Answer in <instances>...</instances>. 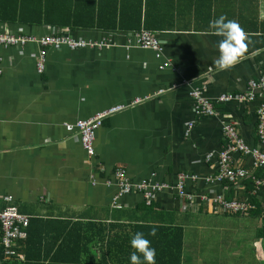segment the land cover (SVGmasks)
Here are the masks:
<instances>
[{
	"label": "crops",
	"instance_id": "obj_1",
	"mask_svg": "<svg viewBox=\"0 0 264 264\" xmlns=\"http://www.w3.org/2000/svg\"><path fill=\"white\" fill-rule=\"evenodd\" d=\"M27 4L29 13L51 20L42 25L0 20V29L43 37L69 29L53 26L75 14L82 23L98 22V0L94 6L87 0H27ZM3 5L4 13L13 15ZM162 12L160 6L155 7L151 16ZM166 12L174 17L175 29L151 30L165 49L162 58L140 47L139 33L98 30L90 25L69 29L70 34L101 41L102 46L76 52L48 49L41 76L36 71L42 51L39 45L0 47V211L7 205L4 198L11 197V204L31 218L36 229L47 230L48 238L61 235L66 227L78 232L84 223L180 228L184 234L182 264L196 260L193 255L190 260L187 253L188 224L236 223L211 206L187 204L170 189L157 193L152 206L143 194L131 193L119 200L120 209L113 207L119 191L118 169L125 170L134 183L152 173L166 183H174L183 172L197 174V181L187 182V191L254 201L249 179L208 185L205 178L218 173L224 122L238 121L241 136L257 145L262 96L254 102L218 104L217 117L196 119L190 93L201 91L210 100L241 95L263 73L264 32L257 29L264 24V0H175ZM166 62L172 67L161 70ZM138 99L142 104L132 105ZM116 106L126 109L103 121L95 134V155L88 158L78 133L68 132L65 124ZM194 120L195 127L186 136V126ZM211 153L215 156L207 162ZM233 161L253 174L257 171L249 158L237 155ZM257 197L256 209L258 205L264 208L263 196ZM259 210L243 216L264 217V210ZM259 227L263 230L262 221ZM259 237L252 244L255 256L261 254L263 262V238ZM219 259L221 264L228 260Z\"/></svg>",
	"mask_w": 264,
	"mask_h": 264
},
{
	"label": "built area",
	"instance_id": "obj_2",
	"mask_svg": "<svg viewBox=\"0 0 264 264\" xmlns=\"http://www.w3.org/2000/svg\"><path fill=\"white\" fill-rule=\"evenodd\" d=\"M142 46L146 49L152 48L155 51L157 58L164 56V47L158 36L152 31L145 29L138 34ZM28 44H37L41 47L39 61L36 65L38 75L45 73L46 67V51L48 49L60 50L67 48L72 52L97 49L102 46L101 41L91 39H77L70 34L69 29H65L58 34H49L43 37H37L31 34H11L0 29V47L10 48L16 47L24 49ZM172 67L171 63H164L161 70ZM3 76V58L0 57V79ZM162 92H160L161 94ZM263 98L258 114L257 145L248 144L241 136L239 130V122L229 120L223 123V149L218 154V173L214 176L206 177L208 185L213 184H237L238 182L251 178L254 181L255 189L252 195L257 197L261 188L264 187V175L260 178L256 177L251 171L242 165L234 163V156L240 155L252 160L253 167L261 169L264 172V71L260 74L257 80L251 81L248 84V90L241 95H221L216 100H210L203 96L201 91H191L190 98L194 100V115L196 119H209L217 117L218 112L216 105L228 104L232 101L254 102L257 96ZM143 100L138 99L134 102V106L142 104ZM216 104V105H215ZM124 106H116L105 111L95 114L90 119L77 120L74 124L67 123L65 128L68 132L76 131L79 135L81 147L86 156L92 158L95 155L94 139L96 131L102 126L105 119L116 116L124 111ZM196 121H191L187 124L185 135H190ZM211 153L207 156L206 161L211 162L214 158ZM127 172L123 169H118L115 172V177L118 179L119 191L113 198V207L120 209L119 200L131 193H141L145 196L146 202L151 206L155 200L156 194L163 190H173L179 198L189 205H210L218 213L225 215H248L256 209L253 202L241 201L238 199H227L223 194H211L208 191L194 193L187 191L186 184L188 181H197L199 176L187 172L180 173L174 183L159 182L156 180L157 174L152 173L151 177L142 180L139 183L131 182L126 177ZM94 175L92 183L95 185ZM175 184V185H174ZM6 201H10L11 197H6ZM0 224L2 228V243L4 244L5 258L18 257L22 260V255L18 253L17 245L19 241H23L27 237L26 229L29 225L28 219L20 215L14 207H6L0 211Z\"/></svg>",
	"mask_w": 264,
	"mask_h": 264
},
{
	"label": "trees",
	"instance_id": "obj_3",
	"mask_svg": "<svg viewBox=\"0 0 264 264\" xmlns=\"http://www.w3.org/2000/svg\"><path fill=\"white\" fill-rule=\"evenodd\" d=\"M87 1L94 6L97 0ZM174 2L175 0H98V22L82 23L75 14L70 20H58L61 25L53 27H69L74 30L87 29L90 25L89 27L98 30L115 31L120 28L130 33H142L145 28L154 32L158 29L173 30L175 20L173 16H169L166 8ZM3 3L13 15L4 13ZM3 3H0L1 21L42 25L51 20L48 17L39 19L29 13L27 0H4ZM158 6L164 12L152 18L151 10ZM257 32H264V24ZM254 175L260 178L264 172L257 169ZM249 181L253 191L254 181L251 178ZM259 196H263L261 202L264 203V187ZM258 201L259 198L254 197V204ZM257 210L260 212L264 208L258 205L251 213L256 214ZM46 231L36 229L32 219L29 220L27 237L17 245L18 253L23 256L22 260L17 256L8 259L4 256L0 224V264H182L184 234L180 228L148 224L114 228L112 225L84 223L78 232L66 227L64 233L56 237L48 238Z\"/></svg>",
	"mask_w": 264,
	"mask_h": 264
},
{
	"label": "rangeland",
	"instance_id": "obj_4",
	"mask_svg": "<svg viewBox=\"0 0 264 264\" xmlns=\"http://www.w3.org/2000/svg\"><path fill=\"white\" fill-rule=\"evenodd\" d=\"M219 214L222 217L236 219L234 220L236 223L222 225L216 220L211 223L212 226L207 223L206 225L188 224L186 245L190 260L193 255L196 258L195 264H221L219 258L223 256L228 259L225 261L226 264H264V217L262 215L258 218H251L243 215ZM204 218H211V216H204ZM261 221L263 230L258 228ZM189 223H192V220H189ZM259 235L263 238V262L259 259L261 254L255 256V245L252 244L256 237L260 238ZM207 239L209 241H206ZM234 250L238 251V255H232Z\"/></svg>",
	"mask_w": 264,
	"mask_h": 264
},
{
	"label": "bare ground",
	"instance_id": "obj_5",
	"mask_svg": "<svg viewBox=\"0 0 264 264\" xmlns=\"http://www.w3.org/2000/svg\"><path fill=\"white\" fill-rule=\"evenodd\" d=\"M140 47H141L142 49L146 50V51L155 52L152 48H148V49L144 48V47L142 46L141 42H140ZM5 198H6V197H5ZM5 198H4V202L7 204L6 207H8V206H10V207H14V206L11 204V200H10V201H6ZM6 207H5V208H6ZM5 208H4V209H5ZM14 208L17 210V212H18L20 215L25 216V217L28 219V222H29V220H31V218H29L28 216L21 214V213L18 211V209H17L16 207H14Z\"/></svg>",
	"mask_w": 264,
	"mask_h": 264
}]
</instances>
